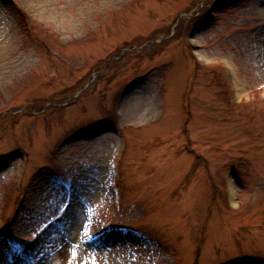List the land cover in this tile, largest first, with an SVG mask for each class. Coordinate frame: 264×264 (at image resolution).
I'll return each mask as SVG.
<instances>
[{"label": "rangeland", "instance_id": "rangeland-1", "mask_svg": "<svg viewBox=\"0 0 264 264\" xmlns=\"http://www.w3.org/2000/svg\"><path fill=\"white\" fill-rule=\"evenodd\" d=\"M0 264H264V0H0Z\"/></svg>", "mask_w": 264, "mask_h": 264}, {"label": "bare ground", "instance_id": "bare-ground-1", "mask_svg": "<svg viewBox=\"0 0 264 264\" xmlns=\"http://www.w3.org/2000/svg\"><path fill=\"white\" fill-rule=\"evenodd\" d=\"M70 217H72L73 223L76 224L77 220L80 217V213H79L78 208H76V207L73 208V210L71 211Z\"/></svg>", "mask_w": 264, "mask_h": 264}]
</instances>
